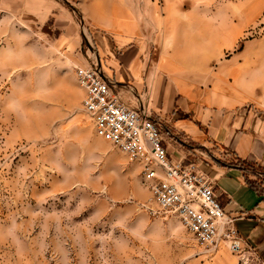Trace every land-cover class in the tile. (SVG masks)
Masks as SVG:
<instances>
[{"label":"rangeland","instance_id":"obj_1","mask_svg":"<svg viewBox=\"0 0 264 264\" xmlns=\"http://www.w3.org/2000/svg\"><path fill=\"white\" fill-rule=\"evenodd\" d=\"M115 29L264 98V0H0V264H243L149 214L140 164L96 135L76 66L106 72L94 35Z\"/></svg>","mask_w":264,"mask_h":264},{"label":"crops","instance_id":"obj_2","mask_svg":"<svg viewBox=\"0 0 264 264\" xmlns=\"http://www.w3.org/2000/svg\"><path fill=\"white\" fill-rule=\"evenodd\" d=\"M94 40L107 56L114 91L161 123L173 161L194 162L213 180L219 200L264 263V183L247 166L264 171V98L223 77L202 86L176 71L171 55L149 58L127 31L99 33Z\"/></svg>","mask_w":264,"mask_h":264},{"label":"built area","instance_id":"obj_3","mask_svg":"<svg viewBox=\"0 0 264 264\" xmlns=\"http://www.w3.org/2000/svg\"><path fill=\"white\" fill-rule=\"evenodd\" d=\"M76 77L84 90L82 108L96 135L140 164L149 192L145 210L153 216L178 218L205 253L224 245L243 264L258 259L255 248L241 235L236 217L219 200L213 180L196 163L169 156L161 123L122 101L102 65H78Z\"/></svg>","mask_w":264,"mask_h":264}]
</instances>
